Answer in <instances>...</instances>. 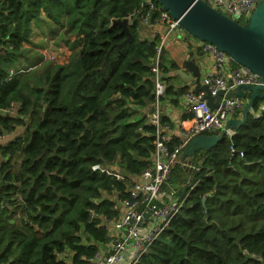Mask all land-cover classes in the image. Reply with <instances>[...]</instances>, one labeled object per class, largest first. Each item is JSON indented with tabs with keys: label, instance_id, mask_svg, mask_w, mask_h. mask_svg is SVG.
Wrapping results in <instances>:
<instances>
[{
	"label": "trees",
	"instance_id": "trees-1",
	"mask_svg": "<svg viewBox=\"0 0 264 264\" xmlns=\"http://www.w3.org/2000/svg\"><path fill=\"white\" fill-rule=\"evenodd\" d=\"M153 4L156 23L163 7ZM148 11L147 0H0V110H16L0 112V133L25 129L0 144V264H87L111 243L108 223L155 150V126L137 117L156 101L158 39L142 36L140 19ZM42 13L61 26L53 33L74 37V54L37 76L10 77L17 61L36 65L26 45ZM164 53L166 95H182L189 86L168 85L178 66ZM262 103L211 150L176 164L164 190L184 204L135 264H264ZM179 142L173 136L171 146ZM96 164L121 169L128 181Z\"/></svg>",
	"mask_w": 264,
	"mask_h": 264
},
{
	"label": "built area",
	"instance_id": "built-area-1",
	"mask_svg": "<svg viewBox=\"0 0 264 264\" xmlns=\"http://www.w3.org/2000/svg\"><path fill=\"white\" fill-rule=\"evenodd\" d=\"M203 1L224 15L241 21L247 19L262 0ZM147 3L150 11L140 16L141 23L149 27L164 23L167 27L155 47L157 55L151 68L156 101L144 117L148 124L156 128L153 162L140 175L130 177L131 187L128 190V196L120 200L122 213L117 219L108 223L109 229H112L110 230L111 245L107 249H103L104 246L101 247L87 264H135L147 253L151 244L170 225L184 204V200L177 196L175 190H164V186L170 184L176 164L183 163L181 156L185 147L199 135L222 133L230 119L242 116L247 103V99L228 96V94L240 85L255 86L261 83L260 76L251 69L240 65L235 67L234 60L217 46L199 41V57L205 62L204 69L201 68V84L207 86L212 96H216L220 91L224 94L221 96L219 106L215 109H211L206 100V93L203 91L196 92L195 89H188L182 94L186 111L192 116V121L187 129L180 130L182 140L172 147V125L163 124L161 121L160 102L166 95L167 82L163 78L160 60L171 35L174 32H180L183 35L187 33L179 21L174 20L164 9L161 11L160 20L153 23L151 11L157 7L153 4V0H147ZM44 55H46L45 51ZM23 72V69L14 70L9 76ZM0 112L15 113V110H0ZM231 134L228 131L226 135ZM4 139L5 135L0 133V142ZM231 150L235 152V149L231 148ZM92 169L111 175L118 180L128 181L122 170L116 167L96 164ZM188 186L193 188L191 184Z\"/></svg>",
	"mask_w": 264,
	"mask_h": 264
},
{
	"label": "water",
	"instance_id": "water-1",
	"mask_svg": "<svg viewBox=\"0 0 264 264\" xmlns=\"http://www.w3.org/2000/svg\"><path fill=\"white\" fill-rule=\"evenodd\" d=\"M153 1L158 2L174 20L179 21L187 34L198 41L217 46L238 65L251 69L261 78L260 84L255 86L240 85L228 94V96L247 99L242 116L230 119L220 134H202L193 138L181 156V161L184 162L186 158L192 157L196 152L211 150L228 131L234 132L239 126L245 124L257 99L263 101L264 107V0L254 9L246 23L224 15L203 0ZM119 23L129 34L126 44L132 37L128 29L129 20L124 19ZM184 65L189 67L190 62H185ZM186 69L178 68L174 71V75L180 76L187 84L194 82L195 91L205 92L211 109L217 108L224 93L220 91L216 96H212L207 86L201 84L202 73L198 64L190 66L188 69L190 74L186 73ZM247 94L250 95L247 96Z\"/></svg>",
	"mask_w": 264,
	"mask_h": 264
},
{
	"label": "crops",
	"instance_id": "crops-1",
	"mask_svg": "<svg viewBox=\"0 0 264 264\" xmlns=\"http://www.w3.org/2000/svg\"><path fill=\"white\" fill-rule=\"evenodd\" d=\"M60 27L61 26H59L58 24L52 23V21L46 17L45 13H42L40 15V18L33 22L30 44H27L26 48L29 50L30 53L32 50L40 51L47 44L49 45L60 44L63 47L73 48L72 45H74L73 43L74 37H71L69 39H63L65 30L63 29L59 30L58 34H56L55 32L53 33L54 30L59 29ZM141 27H142V36L144 38H148L150 40H154L157 38L158 42L161 36L164 35V33L167 30V27L164 23L157 24L156 26L153 27L145 26L142 24ZM48 40L50 41L47 42ZM198 45H199V41L195 38L189 37L188 34L183 35L180 32H174L165 45L164 55L168 63L169 62L175 63L177 64L178 68H181L182 70H185L187 68L186 73L190 74L188 69L190 68L191 65L193 66V64L195 65L198 64V66H200V70L201 68L202 70L204 69L205 62L203 59L199 57ZM34 61H37V59L32 58L30 62H34ZM185 62H190V66L186 67L184 65ZM20 63L16 64V68L23 69V67L25 68L29 67L28 64L23 66ZM168 75L169 77L172 78L171 81L168 82V85L174 86L175 91H178L180 88L184 86H189V89H195L194 82L187 84L182 80L180 76L174 75V71H171ZM152 108H153V104L141 109L137 117L139 119L141 116L145 117V114ZM160 110H161V116H165L172 125V132H171L172 136H176L180 140H182V134L180 130L187 129L190 126L192 120V116L188 114L186 111V107L182 95L180 94L165 95L161 99ZM186 115L188 116V118L184 119V116ZM17 129L18 127L16 128V130ZM13 134L16 135L17 137L18 136L17 134H19V130L12 134L7 133L6 140H10L14 136ZM119 170L121 171V169ZM120 210L122 213L121 207ZM109 245L110 244H106L103 249H107Z\"/></svg>",
	"mask_w": 264,
	"mask_h": 264
},
{
	"label": "rangeland",
	"instance_id": "rangeland-1",
	"mask_svg": "<svg viewBox=\"0 0 264 264\" xmlns=\"http://www.w3.org/2000/svg\"><path fill=\"white\" fill-rule=\"evenodd\" d=\"M247 19H243L240 22L246 23ZM58 33H59V31H58ZM58 33H56V34H58ZM185 33H186V31H185ZM52 37H55V36H52ZM49 41L50 40H48L47 42H49ZM44 51H45L46 55H44ZM73 54H74V49L72 47H63L60 44H50V45L47 44L40 51L32 50L31 53L29 54L30 57L37 59L36 65H30V64L24 62L23 60H20L19 62L17 61L16 64H18L20 62H21L20 64H22L23 66L28 64L29 67L28 68L23 67V70L25 71L26 69H30L32 67V69L30 70L31 74L33 76H37L39 74V72L43 71L50 64H65V63H67L70 60V58L73 56ZM14 68H16V65L14 66ZM19 69L20 68H16V71ZM14 106L18 107L19 105L15 104ZM13 114L16 115V110H15V113H13ZM18 130H19V134H17L18 136H22L25 133V130L23 127H18V129L15 130L13 133L17 132ZM3 135H5V139L2 142H0V144H6L7 143L6 142L7 141L6 140L7 135L6 134H3ZM15 137H16V135H14L10 139V141L13 140ZM2 160H3V157L0 156V163L2 162ZM17 162H19V161H17ZM1 179L2 178H0V180ZM110 245H111V243H110Z\"/></svg>",
	"mask_w": 264,
	"mask_h": 264
}]
</instances>
